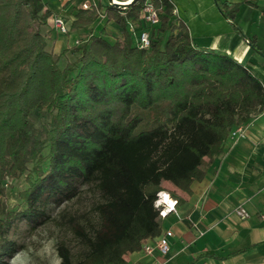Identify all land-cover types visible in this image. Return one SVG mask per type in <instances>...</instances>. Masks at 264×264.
Masks as SVG:
<instances>
[{"label":"trees","instance_id":"1","mask_svg":"<svg viewBox=\"0 0 264 264\" xmlns=\"http://www.w3.org/2000/svg\"><path fill=\"white\" fill-rule=\"evenodd\" d=\"M86 1L75 0L67 20L84 35L56 52L45 30L48 0H0V264L17 250L8 237L14 221L44 219L47 205L84 185L100 197L86 221L69 218L83 249L75 259L59 241V264H127L162 234L158 193L183 199L165 182L189 192L232 128L264 110L260 80L230 54L194 45L172 0H136L126 10ZM148 2L160 21L142 47L135 33ZM216 2L247 37L235 22L238 3ZM102 18L117 31H94ZM248 39L264 55L255 36ZM67 52L75 58L61 65ZM21 177V200L9 208L7 182Z\"/></svg>","mask_w":264,"mask_h":264},{"label":"crops","instance_id":"2","mask_svg":"<svg viewBox=\"0 0 264 264\" xmlns=\"http://www.w3.org/2000/svg\"><path fill=\"white\" fill-rule=\"evenodd\" d=\"M228 1L238 3L235 22L247 37L216 0H172L194 45L230 54L264 86V55L248 39L255 36L264 51V0ZM48 4L53 15L46 31L55 33L53 16L62 14L69 22L74 0H48ZM103 27L109 31L118 25L102 18L93 29L97 32ZM62 43L56 40L54 50ZM165 186L183 198L176 211L163 217L162 234L170 231L166 234L170 249L166 254L134 251L127 264H264V110L249 121L244 135L236 141L228 137L223 152L205 177L191 184L189 192L177 190L169 182ZM239 206L246 209L247 216L238 214Z\"/></svg>","mask_w":264,"mask_h":264},{"label":"rangeland","instance_id":"3","mask_svg":"<svg viewBox=\"0 0 264 264\" xmlns=\"http://www.w3.org/2000/svg\"><path fill=\"white\" fill-rule=\"evenodd\" d=\"M75 1V0H74ZM48 27L45 26V30ZM48 47L54 49L56 40H63L59 52L76 42L84 33H77L73 29L61 33H55L49 29ZM77 37V38H76ZM60 42V41H59ZM71 53H65L60 59L63 65L68 60L74 59ZM38 124L42 122L41 117H36ZM26 186L25 177L9 179L7 182V202L9 208H15L20 202L19 191ZM99 192L93 186L84 185L81 192L72 199L61 202H52L46 206V216L40 217L38 221H29L26 218L13 222L8 237L17 243V250L13 256L5 257V264H59L60 257L57 252V243L65 240L72 246L74 258L78 259L83 249L78 243L73 231L69 226V218L77 217L86 221L90 215V208L99 199ZM43 219V221H41Z\"/></svg>","mask_w":264,"mask_h":264},{"label":"built area","instance_id":"4","mask_svg":"<svg viewBox=\"0 0 264 264\" xmlns=\"http://www.w3.org/2000/svg\"><path fill=\"white\" fill-rule=\"evenodd\" d=\"M92 2H95V0H92ZM92 2L86 1L83 3V6L88 7ZM142 21L145 24V27L135 33V41L142 47H149L151 44V33L149 28L158 24L160 21L159 14L152 3L148 2L144 6ZM52 26L61 33L68 31L67 20L62 14H56L53 16ZM130 26L132 28L131 24ZM248 124L249 122L232 128L229 133V137L233 141H236L239 136L245 134ZM176 204L177 199L171 196L169 192L162 190L158 193V199L156 200L155 205L158 207L159 213L162 217H165V215L170 211H176ZM236 211L242 217H245L248 214L246 209L242 206L237 207ZM166 234L169 235L170 231H167ZM166 234L164 233L154 238L146 239L143 242L141 249L146 253L158 251L161 254H166L170 249V241Z\"/></svg>","mask_w":264,"mask_h":264},{"label":"water","instance_id":"5","mask_svg":"<svg viewBox=\"0 0 264 264\" xmlns=\"http://www.w3.org/2000/svg\"><path fill=\"white\" fill-rule=\"evenodd\" d=\"M108 5L126 10L136 0H104Z\"/></svg>","mask_w":264,"mask_h":264}]
</instances>
